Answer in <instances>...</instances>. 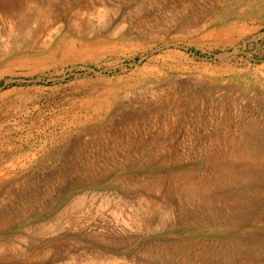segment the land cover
<instances>
[{"label":"rangeland","instance_id":"obj_1","mask_svg":"<svg viewBox=\"0 0 264 264\" xmlns=\"http://www.w3.org/2000/svg\"><path fill=\"white\" fill-rule=\"evenodd\" d=\"M0 264H264V0H0Z\"/></svg>","mask_w":264,"mask_h":264},{"label":"bare ground","instance_id":"obj_2","mask_svg":"<svg viewBox=\"0 0 264 264\" xmlns=\"http://www.w3.org/2000/svg\"><path fill=\"white\" fill-rule=\"evenodd\" d=\"M240 151H241V150H240ZM240 151H239V152H240ZM255 153H256V152H255ZM260 154H261V153H260ZM238 155H239V154H238ZM247 155H248V154H247ZM257 156H258V155H257ZM236 158H237V157H236ZM242 159H243V157H242ZM234 161H235V160H234ZM257 166H258V165H257ZM240 167H241V166H240ZM244 167H245V166H244ZM250 172H251V171H250Z\"/></svg>","mask_w":264,"mask_h":264}]
</instances>
